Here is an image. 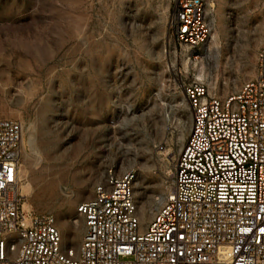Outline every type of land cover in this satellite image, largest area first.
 I'll return each instance as SVG.
<instances>
[{"label":"rangeland","instance_id":"obj_1","mask_svg":"<svg viewBox=\"0 0 264 264\" xmlns=\"http://www.w3.org/2000/svg\"><path fill=\"white\" fill-rule=\"evenodd\" d=\"M207 2L213 35L192 50L168 30L169 0H0V118L23 128L20 210L52 215L65 244L79 243L76 207L109 169L135 171L143 219L158 207L189 128L184 85L223 98L254 76L264 0Z\"/></svg>","mask_w":264,"mask_h":264},{"label":"built area","instance_id":"obj_2","mask_svg":"<svg viewBox=\"0 0 264 264\" xmlns=\"http://www.w3.org/2000/svg\"><path fill=\"white\" fill-rule=\"evenodd\" d=\"M169 2L173 40L204 47L215 27L207 0ZM182 90L190 123L168 193L145 220L135 171L107 170L76 207V246L52 215L20 210L23 128L0 118V264H264V50L254 76L223 98L200 81Z\"/></svg>","mask_w":264,"mask_h":264},{"label":"bare ground","instance_id":"obj_3","mask_svg":"<svg viewBox=\"0 0 264 264\" xmlns=\"http://www.w3.org/2000/svg\"><path fill=\"white\" fill-rule=\"evenodd\" d=\"M212 34V33H211ZM213 35V34H212ZM212 37V36H211ZM214 38V37H213ZM75 221H73V223H74Z\"/></svg>","mask_w":264,"mask_h":264}]
</instances>
